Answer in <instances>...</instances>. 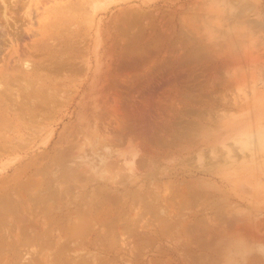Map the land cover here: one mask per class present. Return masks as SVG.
<instances>
[{"label":"rangeland","instance_id":"rangeland-1","mask_svg":"<svg viewBox=\"0 0 264 264\" xmlns=\"http://www.w3.org/2000/svg\"><path fill=\"white\" fill-rule=\"evenodd\" d=\"M0 2L2 15L0 206L6 198H9L8 207L10 202L16 201L21 204L18 203L17 206L11 204L12 209H8V212L7 209L4 212L0 210V213L6 215L4 217L0 214L2 227L0 264H264V0H0ZM3 14L4 16L6 14V18ZM3 18L10 22H5ZM203 34L206 40L203 39ZM211 37L214 42L210 41ZM231 37L234 43L233 52L237 57L236 83L238 79L234 90L236 104L233 109L235 117L237 116L235 141L226 142L224 139L227 144H222L224 140L219 143L224 138L222 136L219 137V144H213L212 136L211 140L206 139L208 133L205 132H211L210 126H205L209 125V121L204 120V128L201 127L204 133L197 129L196 123H193V118L201 116V110L203 112L204 109L206 111L207 108H212L211 103V107L207 104L208 107L204 106L195 112L196 116L193 118V113L188 116L191 114L188 110L189 113L187 111V114L176 123L175 135L169 133L171 136L162 137L155 142L157 144L153 142L144 147V144L142 146L140 143V146L133 141L134 136L133 140L131 139L132 133L130 137L127 134L125 140L122 139L124 137L119 140L121 134L117 137L115 128L112 129L110 125H113L114 121L121 125L124 110L130 108L129 105L132 103L131 95L136 94L134 90L132 94L135 83L145 81L149 84L154 83L157 79L165 77L173 66L179 68L177 66L179 65L182 68L183 65H187L186 56L188 60L205 57L200 53L198 58L199 52H196L198 50L195 48L200 44L203 46L198 47L200 52L206 51L207 54L209 51L213 55L210 50L215 49L213 50L215 52L216 46L218 51V46H226L228 42L233 44L230 42ZM141 42L145 44L144 47ZM135 44L140 46L136 45L134 48ZM208 45H211L209 49ZM119 46H122V50ZM127 46L134 51L133 53H137L139 49L142 51V48L146 53L147 47L148 51L153 53L149 55L147 52L152 64L148 62L147 54L139 51L143 56L145 54V58L135 54L138 58L141 57L139 65L143 66L142 69L136 68L141 69L138 70L139 73L136 69L135 72L134 69L131 72V69L129 71L128 68H119L120 66L115 65L118 64L115 59L127 53ZM191 47L197 56L190 51ZM158 48L160 50L156 52ZM95 50L97 51L94 52ZM176 50H180L179 54ZM119 51L125 52L120 54ZM98 52L103 59L96 61L94 56ZM186 52L189 54L186 55ZM117 54L120 55L116 57ZM206 59V57L200 59L201 63ZM191 60L189 63L193 66L195 59ZM141 61H144L143 65ZM190 65L186 67L190 68ZM147 66L151 69H147ZM184 67L182 69L187 71L188 69L185 70ZM94 70L95 73L92 72ZM145 70L147 72L151 70L150 74L146 75ZM130 74L137 78L134 79L135 77ZM141 74H145L146 76L143 75L145 77L152 75L147 79L141 77ZM153 74L161 76L155 80ZM222 75L225 77V74H221L220 80L223 78ZM103 78H106L104 83ZM150 79H153L151 83ZM113 81L117 82L114 84ZM222 81L224 82V78ZM99 85L102 88H99ZM216 85V90H221L217 92L214 89L212 94L219 93V96H222L218 97V102L216 96L212 97L211 94L210 100L213 102L214 97V101L217 100L212 103L216 108L207 109L208 113L201 112L202 117L205 114L206 117L203 118L206 120H210L211 117L216 119L217 116L225 120L229 114L228 102L225 105L223 103L230 93H227V87L224 85L218 86V83ZM220 85L223 90L225 88L228 95L221 92ZM164 87L158 91L157 98L154 97L155 103L160 101L158 96L166 88ZM93 94L97 97L94 98ZM120 97L123 101L119 100ZM227 99L231 100V96ZM104 108L105 111H102ZM101 111L103 117L106 114L107 118L101 117L102 114H99ZM208 114L211 117L207 116ZM185 117L193 122L188 121L189 125ZM93 124L102 126L101 131L98 128L99 135ZM105 124L106 127H110L106 128L108 129L106 131L103 129ZM92 127L97 135L93 134ZM108 136H111V139ZM199 136L200 138L204 136L207 145L211 147L205 145V140L202 143L203 139L197 141L200 139ZM178 137L180 139H177ZM195 141L202 144L198 143L199 145L195 146ZM217 141L214 140L215 143ZM229 143L233 144L229 145L231 150L227 147ZM140 147L142 149H139ZM216 148L218 149L215 150ZM222 148L229 149L233 155H227L224 152L226 150ZM82 169H85L83 171L85 173H81ZM86 177L94 178L91 182ZM35 187L36 190L32 193ZM35 191H38V194ZM24 194L26 196H23ZM38 196L39 200L43 201L42 204L38 202ZM10 198H14L13 201ZM20 199H28V202ZM13 205L17 208L13 209ZM4 206L2 207L5 209ZM17 210L19 212L21 210L20 214ZM17 212L19 216L16 215ZM17 216L21 218L19 222ZM13 221L16 226L10 224L14 223ZM26 222L31 223L29 227L32 225L34 227H27ZM21 236L23 237L20 238ZM3 238L4 242L1 240Z\"/></svg>","mask_w":264,"mask_h":264},{"label":"bare ground","instance_id":"bare-ground-1","mask_svg":"<svg viewBox=\"0 0 264 264\" xmlns=\"http://www.w3.org/2000/svg\"><path fill=\"white\" fill-rule=\"evenodd\" d=\"M12 1V0H11ZM16 1V0H15ZM4 2V1H3ZM197 2V1H196ZM1 3V2H0ZM10 3V2H9ZM16 3V2H15ZM8 4V3H7ZM200 5V4H199ZM16 6V5H15ZM5 8V7H4ZM6 8H7V6H6ZM4 10V9H3ZM78 10V9H77ZM7 11V10H6ZM5 12V11H4ZM202 12V11H201ZM150 13V12H149ZM197 13H200V12H197ZM12 14V13H11ZM134 14V13H133ZM7 15H9V14H7ZM126 15V14H125ZM135 15V14H134ZM151 15V14H150ZM0 16H2V15H0ZM3 16H4V14H3ZM11 16V15H10ZM127 16V15H126ZM137 16V15H136ZM202 16H204V15H202ZM5 18H6V14H5V16H4ZM5 18H3V20L5 19ZM132 18H134V17H132ZM136 18V17H135ZM147 18V17H146ZM202 18V17H201ZM206 18V17H205ZM1 19V18H0ZM7 19H8V17H7ZM125 19V18H124ZM150 19V18H149ZM152 19V18H151ZM209 19V18H208ZM140 20V19H139ZM8 21V20H7ZM6 21V19H5V22H7ZM209 21V20H208ZM4 22V23H5ZM10 22V21H9ZM9 22H7V23H9ZM65 22H66V19H65ZM148 22V21H147ZM166 21H164V23H165ZM149 23V22H148ZM167 23V22H166ZM171 23V22H170ZM14 24V23H13ZM88 24V23H87ZM126 24V23H125ZM145 24V23H144ZM157 24V23H156ZM159 24H161V23H159ZM175 24V23H174ZM4 25V24H3ZM168 25V24H167ZM166 25V26H167ZM228 26H229V24H227ZM87 26V25H86ZM149 26V25H148ZM157 26V25H156ZM162 26V25H161ZM169 26V25H168ZM174 26V25H173ZM206 26V25H205ZM230 26H231V24H230ZM1 27V26H0ZM85 27V26H84ZM203 27V26H202ZM208 27V26H207ZM207 27H205V29L207 28ZM232 27V26H231ZM4 28V27H3ZM2 28V29H3ZM151 28V27H150ZM163 28H164V26H163ZM162 28V29H163ZM179 28H181V27H179ZM216 28V27H215ZM236 28V27H235ZM7 29V28H6ZM5 29V30H6ZM159 29V28H158ZM161 29V31L163 32V30ZM172 29V28H171ZM231 29V28H230ZM229 29V31L231 32V30ZM4 30V31H5ZM22 30V29H21ZM136 30V29H135ZM153 30V29H152ZM157 30V29H156ZM174 30V29H173ZM203 30V29H202ZM218 30V29H217ZM233 30V29H232ZM130 31H133V30H130ZM150 31V30H149ZM219 31V30H218ZM236 31V30H235ZM8 32H10V30L8 31ZM20 32V31H19ZM148 32V31H147ZM156 32V31H155ZM159 32V31H158ZM157 32V34H159ZM201 32V31H200ZM207 32V31H206ZM213 32V31H212ZM18 33V32H17ZM23 33V32H22ZM70 33H72V32H70ZM80 33V32H79ZM83 33V32H82ZM85 33V32H84ZM149 33V32H148ZM151 33V32H150ZM183 33V32H182ZM196 33V32H195ZM199 33V32H198ZM198 33H196V34H198ZM231 33H233V32H231ZM235 33V32H234ZM2 34V33H1ZM0 34V35H1ZM24 34V33H23ZM139 34V33H138ZM184 34V33H183ZM220 34V33H219ZM13 35V34H12ZM11 35V36H12ZM17 35V34H16ZM19 36H20V34H18ZM75 35V34H74ZM87 35V34H86ZM137 35V34H136ZM142 35V34H141ZM165 35V34H164ZM167 35V34H166ZM215 35V34H214ZM229 35V34H228ZM231 35V34H230ZM59 36V35H58ZM85 36V35H84ZM150 36V35H149ZM152 36V35H151ZM150 36V37H151ZM156 35H154V37H155ZM169 36V35H168ZM199 36V35H198ZM206 36V35H205ZM211 36V35H210ZM220 36V35H219ZM222 36V35H221ZM227 36V35H226ZM24 37V36H23ZM27 37V36H26ZM80 37H82V36H80ZM86 37V36H85ZM127 37V36H126ZM125 37V38H126ZM144 37V36H143ZM177 37V36H176ZM175 37V38H176ZM190 37V36H189ZM203 39L205 38L204 37V34H203ZM201 37V38H202ZM208 37V36H207ZM223 37V36H222ZM5 38V37H4ZM3 38V39H4ZM15 38V37H14ZM66 38V37H65ZM90 38V37H89ZM134 38H136V37H134ZM144 38H146V37H144ZM160 38V37H159ZM158 38V39H159ZM164 38V37H163ZM179 38V37H178ZM199 38H200V36H199ZM212 38V37H211ZM219 38V37H218ZM217 38V39H218ZM232 38V37H231ZM59 39V38H58ZM141 39V38H140ZM143 39V38H142ZM141 39V40H142ZM154 39V38H153ZM152 39V40H153ZM180 39V38H179ZM215 40H217L216 38H214ZM13 40V39H12ZM89 40V39H88ZM119 40V39H118ZM117 40V41H118ZM145 40H147V39H145ZM166 40H168V39H166ZM176 40V39H175ZM178 40V39H177ZM204 40H206V38L204 39ZM204 40H202V41H204ZM208 40V39H207ZM213 40V38L212 39H210V41H212ZM222 40H223V38H222ZM221 40V41H222ZM232 41H230V39H229V41L230 42H232L233 43V38L231 39ZM5 41H6V39H5ZM8 41V40H7ZM80 41V40H79ZM83 41H84V39H83ZM159 41V40H158ZM161 41V40H160ZM181 41V40H180ZM196 41V40H195ZM209 41V40H208ZM228 41V40H227ZM227 41H223V42H227ZM64 42V41H63ZM66 42V41H65ZM64 42V43H65ZM70 42V41H69ZM142 42H144V41H142ZM141 42V43H142ZM149 42V41H148ZM151 42V41H150ZM161 42H163V41H161ZM206 42V41H205ZM213 42H214V40H213ZM216 42V41H215ZM5 43V42H4ZM7 43V42H6ZM5 43V44H6ZM83 43V42H82ZM134 43V42H133ZM137 43V42H136ZM146 43V42H145ZM156 43H157V40H156ZM156 43H154L153 42V44H155V46H156ZM158 43H160V42H158ZM202 43H204V42H202ZM206 43H210V42H206ZM217 43V42H216ZM215 43V45H218V44H216ZM49 44V43H48ZM55 44V43H54ZM78 44V43H77ZM120 44V43H119ZM140 44V43H139ZM143 44L144 43H142V47H144L143 46ZM151 44V43H150ZM162 44V43H161ZM173 44H176V42L174 43L173 42ZM173 44H171V45H173ZM186 44V43H185ZM188 44H189V42H188ZM200 44V43H199ZM205 44V43H204ZM213 44V43H212ZM211 44V45H212ZM222 44H224V43H221V45ZM4 45V44H3ZM28 45V44H27ZM67 45H68V43H67ZM79 45V44H78ZM129 45V44H128ZM136 45L137 46H140V45H138V44H135L134 45V48L136 47ZM145 45V44H144ZM146 45H147V43H146ZM171 45H169L170 46V49H171ZM179 44H178V42H177V46H178ZM187 45V44H186ZM211 45H208L207 46V48L210 46L211 47ZM220 45V44H219ZM233 45H234V43L233 44H231V43H229L228 42V44L226 45V46H218V51H217V46H216V53L213 51V50H215V49H211L210 51H212L213 52V55H211L212 53L211 52H209V56H208V52H207V54H206V51L205 52H200V50L198 49V47H200V46H202L201 44L198 46V45H196V46H198L197 48H195L196 46H192V47H194L195 49H197L198 51H196V52H199V54H198V56L200 55V53H202L201 55L202 56H204L205 55V57L207 58L206 59V61L205 60H202V63H201V60L200 59H202V58H204L205 59V57H202V58H200V56L198 57V58H200V59H198V60H196L197 58L196 57H194L191 61H193L194 59H195V63L193 64V66H192V63H189V61L190 60H188V56H186L187 54H189V53H185L184 55L186 56V60L188 61V62H186V63H188L187 65H183L182 66V68L184 67V69L186 70V69H188L187 71H184L182 68H181V66H179V65H177L179 62L176 60H174L175 62H177V66L179 67V68H175V66H173V63H172V66L174 67L173 69H171V70H169V71H167V73H166V75H165V73H163L164 75H165V77H162L161 79H157V81H155L156 80V78L157 77H160V76H158V74L155 76L154 74V76H155V82L153 83L152 82V84H149L148 83V81H145V82H140V83H135V85H134V87L136 86V84H137V86L134 88H132V94H134L133 93V90H134V92H136V94L134 95V96H132L131 95V97L132 98H130V99H132V101L131 100H129V102L131 103V105H129L130 106V108L129 107H127V109H126V106H125V109L126 110H124L125 111V113L123 114V116H124V118H122V119H120V120H122V122H120L121 123V125L120 124H116V122H118V121H114L115 123L113 124V125H115V126H113V125H110V124H112L111 122L112 121H110L109 123L110 124H108V125H110L111 126V128L112 129H114V130H116V134L115 135H118L117 137H119L120 135L119 134H121V136L119 137V140H120V138L121 137H124V138H122V139H126L125 137H128L127 136V134H129V137H130V135H131V133H132V136H131V139L133 140V136H134V139L135 140H133V141H136L137 142V144L139 143H142V146H143V144H144V147H145V145H149V144H151V143H153L154 142V144H157V143H155L157 140H161L162 139V137H164L165 138V136L166 137H168L170 134L169 133H174V134H172V136L173 135H175V131L174 130H176V123L178 122V120L180 121L181 120V117H184L186 114H187V111L189 110L190 112H191V114L189 113V111H188V116H190V115H192V113H193V115H192V118L194 117V116H196V115H194V113L195 112H198V111H200L199 109H203L204 108V106L206 107L207 106V104H208V106L209 107H211L210 106V103H211V105H212V108H214V110H215V108L216 107H213V105L215 106V104H212L213 102H217V100L219 99L218 97H221L222 95H221V92H225L226 90H225V88H224V90H223V87L221 86V85H224V87H227V90H228V92L227 93H230V95H228L226 92V94L228 95V97H226L225 95V97H226V99H224L225 100V102L223 103V101H221L224 105H225V103H227L229 106H230V108H229V114L227 115V117H226V119L225 120H222V118L220 117H218L217 115H219V114H214V116L216 115L217 117H216V119L215 118H213V117H211L209 114L207 115V116H209V117H211V119L210 120H206V118H203L204 116H205V114L203 115V117H202V113H205L206 111H208L207 109H209V108H207L206 109V111H205V109L203 110V112H202V110H201V112H200V114H201V116H197V117H195V118H193V123H196L197 125V129L199 128L200 130L202 129V128H204V124H205V121H209V125L207 124V125H205V126H210V128H209V130L211 131L210 133H211V135L209 136V131L208 132H205L206 134L208 133V136L206 137V139H208V141L209 140H211V138H214L213 140H211V143H213V144H219V143H222V140H224V139H226V142H233V141H235V137H237L236 136V134H235V132H236V130H235V124H236V117H235V111L233 110L234 109V106H235V104H236V102H235V99H234V94H235V91L234 90H236V87H235V85L236 84H238V79H237V83H236V78L235 77H237V76H235V74H236V71H235V67L237 66V64H236V59L235 58H237V57H235V53L233 52ZM5 46V45H4ZM9 46V45H8ZM70 46V45H69ZM122 46H123V44H122ZM122 46H119L120 48L122 47ZM161 46V45H160ZM163 46V45H162ZM175 45H173V47H174ZM180 46H182V45H180ZM205 46V45H204ZM214 46V45H213ZM2 47V46H1ZM6 47V46H5ZM124 47V46H123ZM126 47V46H125ZM131 47H132V45H131ZM152 47V46H151ZM168 47V46H167ZM192 47H191V49H190V51H192V53L194 52L193 50H192ZM203 47V46H202ZM206 47V46H205ZM204 47V48H205ZM81 48V47H80ZM97 48V47H96ZM95 48V49H96ZM120 48H119V50H120ZM133 47H132V49H134ZM138 48V47H137ZM140 48V47H139ZM150 48V47H149ZM153 48V47H152ZM156 49H157V47H155ZM178 48V47H177ZM213 48H215V46L213 47ZM220 48V49H219ZM235 48V47H234ZM85 49V48H84ZM126 49V48H125ZM143 50V53H145V50H144V48H142ZM146 53L145 54H147V52L149 53V55H150V50L148 51V48L146 47ZM169 49V48H168ZM176 49V48H175ZM179 49V48H178ZM177 49V50H178ZM184 48L182 47V50H183ZM187 49V48H186ZM209 49V48H208ZM207 49V50H208ZM121 50H122V48H121ZM127 50L129 51H126L127 53H124V54H122V55H120L121 53L120 52H122V51H119V53L120 54H117L116 55V57L118 56V55H120V56H118L117 57V59H115V61H118L117 63L118 64H115V65H118V66H120L119 68H128L129 69V71H130V69H131V72H132V69H134L133 71L135 72V69L137 68V67H140V63H139V61L141 60V57H144L145 58V54H144V56H143V53L141 54V49H136V51L138 50V52L137 53H133L132 51H131V49H130V47H129V49H128V46H127ZM155 50V49H154ZM159 48H158V51H156V52H159ZM176 50V51H177ZM203 51H204V49H202ZM205 50H206V48H205ZM236 50V49H235ZM234 50V51H235ZM63 51V50H62ZM97 50H95L94 52H96ZM125 51H123V52H125ZM139 51H141L140 53H139ZM171 51H172V49H171ZM173 51H175V50H173ZM180 51V50H179ZM179 51H177L178 53L177 54H179ZM188 51H189V49H188ZM24 52V51H23ZM22 52V53H23ZM27 52V51H26ZM122 52V53H123ZM183 52V51H182ZM73 53V52H72ZM77 53V52H76ZM88 53V52H87ZM118 53V52H117ZM205 53V54H204ZM95 54V53H94ZM141 55V57H139L138 58V56H136V55ZM151 54H153V53H151ZM155 54V53H154ZM167 54H169V53H167ZM172 54H175V53H172ZM191 54V53H190ZM194 54V53H193ZM214 54H216L215 56H214ZM156 55V54H155ZM166 55V54H165ZM194 55H196L197 56V54H194ZM207 55V56H206ZM211 55V56H210ZM70 56V55H69ZM89 56V55H88ZM160 56V55H159ZM170 56V55H169ZM174 56H176V54L174 55ZM179 56V55H178ZM177 56V57H178ZM185 56H183V57H185ZM84 57V56H83ZM151 57H154V56H151ZM163 57V56H162ZM191 57V56H190ZM209 57V58H208ZM94 58H95V60L97 61V60H99V59H103V57H101V53L100 52H98V53H96L95 54V56H94ZM146 58H148L149 59V56H148V54L146 55ZM156 58V57H155ZM176 58V57H175ZM84 59V58H83ZM180 59H181V57H180ZM184 59V58H183ZM182 59V60H183ZM87 60V59H86ZM143 60V59H142ZM155 60V59H154ZM164 60V59H163ZM238 60V59H237ZM198 61H199V63H198ZM203 61L205 62V63H203ZM103 62V61H102ZM141 62H143L141 65H143L144 64V61H141ZM148 62H151V60L149 59V61ZM158 62V61H157ZM161 62V61H160ZM163 62H165V61H163ZM162 63V62H161ZM182 62H181V60H180V65H182L181 64ZM185 62H184V64H186ZM57 64V63H56ZM103 64L104 63H102L101 64V66H103ZM148 64V63H147ZM146 64V65H147ZM151 64H152V62H151ZM191 64V65H190ZM146 65H144V66H146ZM160 65V64H159ZM189 65H190V68H187L186 66H188L189 67ZM18 66V65H17ZM39 66V65H38ZM156 66H158V64L156 65ZM162 66H163V64H162ZM161 66V67H162ZM171 66V65H170ZM143 67V66H142ZM142 67H140L141 69H142ZM150 66H147L146 68L148 69ZM192 67V68H191ZM89 68H90V66H89ZM118 68V69H119ZM140 68H138V70H141ZM145 68V67H144ZM145 68V69H146ZM158 68V67H157ZM28 69V68H27ZM115 69H117L116 67H115ZM117 69V70H118ZM149 69H151V68H149ZM189 69H190V71H189ZM192 69L194 70V71H192ZM30 70H31V67H30ZM116 70V71H117ZM137 70V69H136ZM136 71V72H138L139 73V71ZM27 71V70H26ZM95 71L96 70H94V71H92V72H94L95 73ZM120 71V69L118 70V72ZM125 71V70H124ZM146 72H147V70H145ZM151 71V70H150ZM150 71H148L147 73H145L146 75L150 72ZM87 72V71H86ZM121 72V71H120ZM126 72L128 73V71L126 70ZM134 72H133V74H134ZM141 72V71H140ZM143 72V71H142ZM106 73V72H105ZM123 73V72H122ZM121 73V74H122ZM138 73H135V75L137 74V75H140V74H138ZM151 73H153V72H151ZM155 73V72H154ZM115 74V73H114ZM129 74V73H128ZM133 74H130V75H133ZM145 74H141L142 76L141 77H145L146 75ZM150 74V73H149ZM221 74H225V77H224V75H222V77L224 78V82L222 81L223 80V78L220 80V78H221ZM238 74V73H237ZM22 75V74H21ZM85 75H86V73H85ZM92 75H93V73H92ZM123 75V74H122ZM125 75H126V73H125ZM135 75H133L134 77H135ZM143 75H145V76H143ZM152 75V74H151ZM151 75H149L150 77H151ZM163 75V76H164ZM87 76V75H86ZM89 76V75H88ZM120 76L121 75H119V78H120ZM149 76H147V77H149ZM17 77V76H16ZM24 77V76H23ZM123 77H124V75H123ZM126 77V76H125ZM147 77H145V78H147ZM18 79H19V77H17ZM118 78V77H117ZM137 78V76L134 78V79H136ZM154 78V77H153ZM25 79V78H24ZM104 79V78H103ZM148 79V78H147ZM147 79H145V80H147ZM72 80V79H71ZM94 80V79H93ZM120 80V79H119ZM122 80V79H121ZM151 80H153V79H150L149 81H150V83H151ZM18 81V80H17ZM95 81V80H94ZM136 81V80H135ZM221 81H222V83H221ZM90 82V81H89ZM102 82L104 83V82H106V78L104 79V81L102 80ZM101 82V83H102ZM109 82V81H108ZM111 82V81H110ZM115 82H117V81H113V83L115 84ZM122 82V81H121ZM137 82V81H136ZM93 84H94V82H92ZM91 83V84H92ZM102 83V87H103V84ZM123 83V82H122ZM216 83H218V86H219V84H221L220 86H221V88H222V91L220 92V95L221 96H219V93H218V95H216L217 93H215V94H212V92L214 91V89L216 90L217 89V85H216ZM90 84V83H89ZM90 84V85H91ZM92 84V85H93ZM105 85H106V83H105ZM117 85V84H116ZM123 85V84H122ZM130 85V84H129ZM132 85V84H131ZM100 85H99V88L101 87ZM107 86V85H106ZM112 86V85H111ZM111 86H110V88H111ZM114 86V85H113ZM120 86V85H119ZM166 88H165V87ZM101 87V88H102ZM162 87H164L165 89V92H166V94H165V92H164V90H162V93L164 92V94H162L161 92H159V93H161L160 94V96H158V99H160V101H158V103H155L154 102V97H156L157 98V93H158V91L162 88ZM104 88V87H103ZM108 88H109V86H108ZM118 88V87H117ZM220 88V87H219ZM235 88V89H234ZM96 89V88H95ZM94 89V90H95ZM114 89H115V92H116V88L114 87ZM120 89V88H119ZM118 89V90H119ZM62 90V89H61ZM60 90V91H61ZM65 90V89H64ZM87 90V89H86ZM89 90V89H88ZM93 90V91H94ZM97 90V89H96ZM95 90V91H96ZM106 90V89H105ZM221 90V89H220ZM219 90V91H220ZM67 91V90H66ZM90 91V90H89ZM107 91H108V89H107ZM131 91V90H130ZM217 92H219L218 90H216ZM215 91V92H216ZM65 92V91H64ZM86 92V91H85ZM110 93H112L113 94V92L110 90ZM128 93H129V91H128ZM214 93V92H213ZM86 94H87V92H86ZM116 94V93H115ZM119 95H120V93H118ZM122 94V93H121ZM211 94H212V97H213V95H215L216 96V99L217 100H215L214 101V98H212L213 99V102L210 100V96H211ZM224 94V93H223ZM88 95V94H87ZM86 95V96H87ZM110 95V94H109ZM123 95V94H122ZM128 95V94H127ZM86 96H85V98H86ZM93 96H94V94H93ZM118 96V95H117ZM124 96V95H123ZM229 96H231V100H229V99H227V98H229ZM89 96H87V98H88ZM96 97H97V95H96ZM95 96H94V98H96ZM103 98H104V96H102ZM112 97V96H111ZM93 97H91L90 98V101H91V99H92ZM117 98V97H116ZM126 98V97H125ZM223 98V97H222ZM106 99V98H105ZM221 99V98H220ZM93 100H95V99H93ZM107 100V99H106ZM117 100V99H116ZM115 100V101H116ZM119 100H121V101H123L122 99H121V97H120V99ZM125 100V99H124ZM223 100V99H222ZM234 100V101H233ZM89 101V102H90ZM114 101V102H115ZM92 102V101H91ZM94 102V101H93ZM99 102H100V100H99ZM104 102H106V101H104ZM118 102H120V101H118ZM218 102H219V100H218ZM233 102H235V103H233ZM108 103V102H107ZM122 103V102H121ZM98 104V103H97ZM117 104V103H116ZM127 104H129V103H127ZM219 105V104H218ZM217 105V106H218ZM227 105V106H228ZM103 106H105V105H103ZM119 106H121V105H119ZM207 106V107H208ZM92 107V106H91ZM101 107H102V105H101ZM107 107V106H106ZM110 107V106H109ZM112 107V106H111ZM122 107V106H121ZM120 107V108H121ZM236 107H237V105H236ZM97 108V107H96ZM119 108V107H118ZM123 108V107H122ZM192 108V109H191ZM212 108H210V109H212ZM221 108H222V106H221ZM92 109V108H91ZM95 109V108H94ZM105 109L106 108H104V109H102V111L104 110L105 111ZM209 109V110H210ZM224 109V108H223ZM246 109V108H245ZM96 110V109H95ZM98 111H99V109H97ZM101 110V109H100ZM108 110V109H107ZM113 110H116V109H113ZM112 110V111H113ZM121 110V109H120ZM191 110H193V112L191 111ZM195 110V111H194ZM214 110H212V111H214ZM222 110V109H221ZM220 110V111H221ZM102 111H101V113H99L100 115L102 114ZM110 111V110H109ZM123 111V110H122ZM218 111V110H217ZM116 112V111H115ZM121 112V111H120ZM119 112V113H120ZM209 112H211V111H209ZM228 112V111H227ZM94 113H96V111L94 112ZM118 113V112H117ZM206 113H208V112H206ZM212 113V112H211ZM210 113V114H211ZM214 113V112H213ZM212 113V114H213ZM217 113V112H216ZM220 113V112H219ZM223 113V112H222ZM98 114V115H99ZM116 114V113H115ZM196 114V113H195ZM94 115V114H93ZM92 115V116H93ZM96 115V114H95ZM106 115V114H105ZM104 115V117H106ZM108 115V114H107ZM120 115V117L119 118H121L122 116H121V114H119ZM198 115H199V113H198ZM226 115V114H225ZM116 116V115H115ZM83 117V116H82ZM98 117V116H97ZM100 117V116H99ZM101 117L102 118H104L103 117V114L101 115ZM100 117V118H101ZM109 117H110V115H109ZM118 117V116H117ZM206 117V116H205ZM209 117L207 118V119H209ZM223 117V116H222ZM94 118H96L95 116H94ZM107 118V117H106ZM111 118H112V116H111ZM118 118V119H119ZM186 118V117H185ZM192 118H190L189 117V119H192ZM99 119V118H98ZM110 119V118H109ZM113 119H115V118H113ZM187 119V118H186ZM224 119V118H223ZM108 120V119H107ZM117 120V119H116ZM205 120V121H204ZM95 121H96V119H95ZM188 121H190V120H188L187 119V122ZM190 121V123H192ZM87 122V121H86ZM93 123V122H92ZM97 123V121L94 123V124H96ZM102 123V122H101ZM104 123V122H103ZM107 123H108V121H107ZM106 123V124H107ZM207 123V122H206ZM82 124H84V123H82ZM93 124V125H94ZM104 125L103 126V129H105L104 131H106V130H108V129H106V128H108V127H106L107 125ZM188 124H189V122H188ZM85 125V124H84ZM124 125V126H123ZM190 125V124H189ZM195 125V124H194ZM98 125H94L93 127L95 128V129H97V134H98V132H100L101 130L100 129H102L101 127H97ZM121 126V128H119ZM123 126V127H122ZM195 126V127H196ZM199 126V127H198ZM92 127V128H93ZM97 127V128H96ZM202 127V128H201ZM93 128V129H94ZM98 128H99V130H98ZM110 128V127H109ZM124 128V129H123ZM187 128V127H186ZM206 128V127H205ZM95 129L93 130V134L95 133L96 134V132H94L95 131ZM125 131H123V130ZM180 129V128H179ZM111 130V129H110ZM114 130H112V131H114ZM177 130H178V128H177ZM187 130V129H186ZM195 130H196V128H195ZM207 129H205V131H206ZM249 130V129H248ZM86 131V130H85ZM194 131V130H193ZM192 131V132H193ZM102 132H103V130H102ZM120 132V133H119ZM128 132V133H127ZM130 132V133H129ZM179 132V131H178ZM184 132V131H183ZM198 132V131H197ZM201 132H202V130H201ZM200 132V133H201ZM248 132V131H247ZM112 133V132H111ZM114 133H115V131H114ZM182 133V132H181ZM180 133V134H181ZM186 133V132H185ZM188 133V132H187ZM202 133H204V132H202ZM77 134V133H76ZM82 134V133H81ZM88 134V133H87ZM93 134L91 133L90 135H92L93 136ZM94 134V135H95ZM96 134V135H97ZM102 134V133H101ZM126 134V135H125ZM196 134V133H195ZM194 134V135H195ZM198 134V133H197ZM206 134H204V136H206ZM99 135V134H98ZM107 135V134H106ZM110 135V134H109ZM115 135H114V137H115ZM176 135H177V133H176ZM187 135V134H186ZM188 135H190V134H188ZM200 135H203V134H200ZM226 135V136H225ZM86 136H88V135H86ZM105 136V135H104ZM171 136V135H170ZM179 136V135H178ZM204 136H201V138H200V136L198 137V138H200L199 140L197 139V141H201L202 139V143L203 142H205L206 141V146H208L207 145V140H205V137ZM212 136V137H211ZM222 136H224V138L223 139H221L220 141L221 142H219V137H221L222 138ZM111 137V136H110ZM109 136H108V138L109 139H111ZM188 137V136H187ZM197 137V136H196ZM211 137V138H210ZM75 138V137H74ZM87 138V137H86ZM94 138V137H93ZM96 138V137H95ZM105 138V137H104ZM173 138V137H172ZM183 138V137H182ZM194 139H195V137H193ZM77 139V138H76ZM107 139V138H106ZM118 139V138H117ZM116 139V140H117ZM130 139V138H129ZM130 139V140H131ZM169 139V138H168ZM177 139H180L179 137L177 138ZM91 140V139H90ZM97 140H98V138H97ZM108 140V139H107ZM113 140H114V138H113ZM112 140V141H113ZM130 140H128L129 141V143H130ZM165 140V139H164ZM166 140H167V138H166ZM184 140V139H183ZM189 140L191 141V137H189ZM196 140V139H195ZM205 140V141H204ZM214 140L216 141V140H218L216 143L214 142ZM104 141H106V140H104ZM111 140H109V142H110ZM111 141V142H112ZM127 141V142H128ZM185 141H187V140H185ZM213 141V142H212ZM82 142V141H81ZM101 142H103V141H101ZM136 142H135V144H136ZM169 142V141H168ZM172 142V141H171ZM174 142V141H173ZM172 142V143H173ZM194 142V141H193ZM192 142V143H193ZM201 142H196L195 141V146L197 145H199V144H202ZM219 142V143H218ZM225 142V140L223 141V143L222 144H224V143H226ZM117 143V142H116ZM188 143H190V142H188ZM197 143V144H196ZM199 143V144H198ZM209 143V142H208ZM95 144V143H94ZM94 144H92V145H94ZM101 144V143H100ZM105 144H106V142H105ZM131 144H132V141H131ZM163 144V143H162ZM194 144V143H193ZM210 144V143H209ZM227 144V143H226ZM233 145L232 143H229L228 144V146L227 147H229V145ZM108 145V144H107ZM153 145V144H152ZM169 145V144H168ZM173 145V144H172ZM190 145H191V143H190ZM230 145V146H231ZM104 146V145H103ZM116 146H118V145H116ZM129 146V145H128ZM139 146V145H138ZM140 146H141V144H140ZM178 146V145H177ZM181 146V145H180ZM192 146V145H191ZM202 146V145H201ZM204 146V145H203ZM202 146V147H203ZM218 146V145H217ZM222 146V145H221ZM224 146V145H223ZM72 147V146H71ZM100 147V146H99ZM106 147V146H105ZM112 147V146H111ZM125 147V146H124ZM148 147V146H147ZM152 147V146H151ZM174 147H176V146H174ZM208 147H211V145H209ZM75 148V147H74ZM80 147H78V149H79ZM95 148V147H94ZM158 148H160V147H158ZM187 148V147H186ZM194 148V147H193ZM192 148V149H193ZM199 148V147H198ZM205 148V147H204ZM219 148V147H218ZM218 148H216L215 150H217ZM230 148V150H231V147H229ZM82 149V148H81ZM92 149H93V147H92ZM110 149V148H109ZM117 149H118V147H117ZM139 149H142L141 147L139 148ZM146 149V148H145ZM168 149V148H167ZM222 149H225V148H222ZM221 149V150H222ZM69 150V149H68ZM102 150V149H101ZM105 150V149H104ZM103 150V151H104ZM149 150V149H148ZM214 150V151H215ZM226 151H224V152H226L227 153V155H233L231 152H230V150H229V153L227 152L228 150L227 149H225ZM5 151V150H4ZM94 151V150H93ZM96 151V150H95ZM119 151V150H118ZM123 151V150H122ZM152 151V150H151ZM219 151V150H218ZM223 151V150H222ZM64 152V151H63ZM70 152V151H69ZM74 152V151H73ZM98 152H100V150L98 151ZM157 152V151H156ZM233 152V151H232ZM82 153V152H81ZM108 153H109V151H108ZM112 153V152H111ZM117 153V152H116ZM125 153V152H124ZM153 153H154V151H153ZM216 153V152H215ZM219 153V152H218ZM231 153V154H230ZM94 154V153H93ZM99 154V153H98ZM148 154V153H147ZM150 154H152V153H150ZM105 155V154H104ZM113 155V154H112ZM112 155L111 156H109V158L110 157H112ZM118 155V154H117ZM153 155V154H152ZM66 156V155H65ZM108 156V155H107ZM68 157H70V156H68ZM123 157V156H122ZM108 158V157H107ZM217 158V157H216ZM56 159V158H55ZM62 159V158H61ZM76 159V158H75ZM79 159H81V158H79ZM112 159V158H111ZM118 159H119V157H118ZM117 159V160H118ZM228 159H229V157H228ZM59 160V159H58ZM100 160V159H99ZM102 160V159H101ZM114 160V159H113ZM113 160H111V162H114ZM107 161H109V160H107ZM138 161V160H137ZM233 161V160H232ZM61 162H62V160H61ZM64 162H66L65 160H64ZM73 162V161H72ZM86 162V161H85ZM231 162V161H230ZM79 163V162H78ZM89 163V162H88ZM110 163V162H109ZM116 165H117V163H115ZM115 164H112L111 163V165H115ZM63 165V164H62ZM74 165V164H73ZM79 165H81V164H78V166ZM89 165V164H88ZM110 166V164H107V166ZM66 166H67V164H66ZM76 166V165H75ZM78 166H76L77 168H79ZM83 166V165H82ZM81 166V167H82ZM86 166V165H85ZM103 166V165H102ZM122 166V165H121ZM141 166V165H140ZM74 167V166H73ZM72 167V168H73ZM96 167V166H95ZM111 167V166H110ZM67 168V167H66ZM70 168V167H69ZM97 168V167H96ZM101 169H103V168H101ZM113 169H115V168H113ZM69 169H67V172H69L68 171ZM70 170H72V169H70ZM85 169H82V171H81V173L84 171ZM87 170V169H86ZM76 171H78V170H75V172ZM99 170H97V172H98ZM101 171V170H100ZM111 171V170H110ZM113 171H115V170H113ZM66 172V171H65ZM97 172H95V173H97ZM104 172V171H103ZM116 172V171H115ZM78 173H79V171H78ZM83 173H85V172H83ZM94 173V174H95ZM98 173H100V172H98ZM75 174V173H74ZM60 176H61V174H59ZM66 175H69V174H66ZM65 175V176H66ZM71 175V174H70ZM69 175V176H70ZM91 175H92V173H91ZM78 176V175H77ZM77 176H75V177H77ZM83 176H86V175H83ZM90 176V175H89ZM94 176V175H93ZM117 176V175H116ZM58 176H56V178H57ZM64 178V176H61V178ZM72 177V176H71ZM70 177V178H71ZM95 177V176H94ZM94 177H92L91 179H89V178H87V179H89L91 182H92V179L94 178ZM98 177V176H97ZM109 177V176H108ZM111 177H113V176H111ZM100 178V177H99ZM54 179V178H53ZM52 179V180H53ZM75 179V178H74ZM78 179H80V177L79 178H77V180ZM103 179V178H102ZM108 179H110V178H108ZM107 179V180H108ZM72 180V179H71ZM76 180V179H75ZM74 180V181H75ZM95 180H97V178H95ZM119 180V179H118ZM56 181V180H55ZM67 181V180H66ZM70 181V180H69ZM81 181V180H80ZM85 181H86V179H85ZM100 181V180H99ZM103 181V180H102ZM110 181H112V178H111V180ZM109 181V182H110ZM121 181V180H120ZM120 181H118V182H120ZM27 182V181H26ZM40 182V181H39ZM45 182V181H44ZM65 182V181H64ZM77 183H79L78 181H76ZM122 182V181H121ZM32 183V182H31ZM38 183V182H37ZM87 183V182H86ZM114 183V182H113ZM27 184V183H26ZM34 184V183H33ZM47 184V183H46ZM66 184V183H65ZM80 184V183H79ZM119 184V183H118ZM121 184V183H120ZM22 185V184H21ZM31 185V184H30ZM76 185V184H75ZM66 186V185H65ZM69 186H70V184H69ZM71 187H73V186H71ZM21 188V187H20ZM74 188V187H73ZM102 188V187H101ZM18 189V188H17ZM16 189V190H17ZM24 189H25V187H24ZM40 188H37V190H39ZM69 189V188H68ZM67 189V190H68ZM19 190V189H18ZM23 190V189H22ZM27 190V189H26ZM34 190H36V187L35 188H33V192L32 191H29V192H32V193H34ZM25 191V190H24ZM50 191H52V190H50ZM26 192V191H25ZM47 192V191H46ZM53 192V191H52ZM92 192V191H91ZM19 193V192H18ZM28 193V192H27ZM32 193H30V195L32 194ZM35 193H37L38 194V191L36 192L35 191ZM51 193V192H50ZM49 193V194H50ZM67 193V192H66ZM69 193V192H68ZM95 193V192H94ZM20 194V193H19ZM37 194H36V196H37ZM46 194V193H45ZM61 194H63V193H61ZM91 194H93V193H91ZM118 194V193H117ZM10 195H12V194H10ZM22 195V194H21ZM34 195V194H33ZM47 195V194H46ZM58 195H60L59 193H58ZM120 195V194H119ZM124 195V194H123ZM122 195V196H123ZM7 196V195H6ZM18 196V195H17ZM16 196V197H17ZM23 196H26V194H24ZM32 196V195H31ZM51 196H53V195H51ZM57 196V195H56ZM5 197V196H4ZM7 197H9V196H7ZM60 197V196H59ZM63 197V196H62ZM66 197V196H65ZM12 198V197H11ZM10 198V200H12L13 201V199H11ZM19 198V197H18ZM21 198V197H20ZM31 198V197H30ZM43 198V197H42ZM7 199L9 200V198H6V200L4 199V203L3 202H1V203H3V204H5V206L2 204V206H4L5 207V209L2 207V206H0V210L1 211H3L4 212V210L6 211V209H7V212H8V209H12L11 207H12V205L11 204H16V206H17V204L19 203L20 204V202H14V203H11L10 202V207H8L9 205H8V202L9 201H7ZM36 199H37V197H36ZM35 199V202L37 201ZM46 199H48V198H46ZM45 199V200H46ZM17 200V199H16ZM21 200V199H20ZM28 200V199H27ZM27 200H21V201H27ZM38 200H39V196H38ZM42 200V199H41ZM1 201H3V200H1ZM5 201H7V202H5ZM30 201H31V199H30ZM34 201V200H33ZM28 202V201H27ZM38 202H43V201H38ZM22 204H24L23 202H21ZM30 204V203H29ZM42 204V203H41ZM44 204V203H43ZM46 204V203H45ZM8 205V206H7ZM21 205V204H20ZM26 205H27V203H26ZM6 206H7V208H6ZM15 206V208H17ZM23 206V205H22ZM43 206V205H42ZM49 206V205H48ZM25 207V206H24ZM36 207V206H35ZM39 207H40V205H39ZM45 208H46V206H44ZM14 208V205H13V209H15ZM21 207H19V209H20ZM47 209V208H46ZM22 210V209H21ZM21 210H20V212H21ZM25 210V209H24ZM23 210V211H24ZM48 210V209H47ZM10 211V210H9ZM14 211V210H13ZM18 211V210H17ZM19 212V211H18ZM18 212H17V214L16 213H14V214H16V215H18L19 216V214H20V212H19V214H18ZM25 212H27V211H25ZM25 212H24V214H25ZM38 212V211H37ZM31 213V212H30ZM45 213V212H44ZM0 214H3L2 216H4V213H0ZM9 214V213H8ZM24 214H22V215H24ZM35 214V213H34ZM10 215V214H9ZM26 215V214H25ZM28 215H29V213H28ZM1 216V215H0ZM6 216V215H5ZM4 216V217H5ZM17 216V217H18ZM21 216V215H20ZM4 217H2L3 219H4ZM9 217V216H8ZM22 217V216H21ZM28 217V216H27ZM24 218H26L25 216H24ZM35 218V217H34ZM36 218H37V216H36ZM9 219V218H8ZM16 219V218H15ZM14 218H13V220H15ZM19 219H21L20 217H18V222H19ZM22 219H23V217H22ZM27 219V218H26ZM12 220V219H11ZM33 220V219H32ZM50 220V219H49ZM1 221V220H0ZM3 221V220H2ZM5 221H6V219H5ZM4 221V222H5ZM9 221H10V219H9ZM8 221V222H9ZM23 221V220H22ZM28 221V220H27ZM34 221V220H33ZM14 222V221H13ZM3 223V222H2ZM26 223H28L27 225H23V226H27V227H29V225H31V223L30 222H26ZM30 223V224H29ZM36 223L37 222H35V227H36ZM4 225H5V223H3ZM10 224H14L15 225V222L14 223H10ZM17 224H19V223H17ZM33 224V223H32ZM48 224V223H47ZM80 224V223H79ZM9 225V224H8ZM21 226H22V224H20ZM49 225V224H48ZM47 225V226H48ZM11 226V225H10ZM16 226V225H15ZM33 226V225H32ZM32 226H30L29 228H32ZM41 226V225H40ZM1 227V226H0ZM34 227V226H33ZM43 227H45L46 228V226H43ZM71 227V226H70ZM70 227H68V228H70ZM72 227H73V224H72ZM2 228V227H1ZM16 228V227H15ZM23 228V227H22ZM74 228V227H73ZM6 229H7V227H6ZM10 229H11V227H10ZM20 229H21V227H20ZM26 229V228H25ZM28 229V228H27ZM75 229V228H74ZM20 231V230H19ZM22 231H25V230H22ZM27 232V231H26ZM2 233V232H1ZM1 235V234H0ZM12 236V235H11ZM2 237V236H1ZM5 237V236H4ZM7 237H8V234H7ZM14 237V236H13ZM17 237V236H16ZM23 236H21L20 238H22ZM12 238V237H11ZM10 238V239H11ZM25 238V237H24ZM30 239V238H29ZM28 239V241H30ZM1 240H3V242L6 240V237H5V240H4V238L3 239H1ZM14 240V242H15V239H13ZM8 241H10V240H8ZM17 241H18V239H17ZM27 241V240H26ZM25 241V242H26ZM27 241V242H28ZM24 242V241H23ZM26 242V243H27ZM31 243V242H30ZM15 244V243H14ZM13 244V245H14ZM18 244H19V242H18ZM17 245V244H16ZM14 247V246H13ZM16 252V251H15ZM39 260V259H38ZM33 261V260H32ZM39 262V261H38ZM38 264V263H37Z\"/></svg>","mask_w":264,"mask_h":264}]
</instances>
